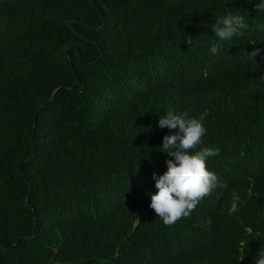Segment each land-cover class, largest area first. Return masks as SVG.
Masks as SVG:
<instances>
[{
    "label": "trees",
    "instance_id": "1",
    "mask_svg": "<svg viewBox=\"0 0 264 264\" xmlns=\"http://www.w3.org/2000/svg\"><path fill=\"white\" fill-rule=\"evenodd\" d=\"M247 0H0V264H254L264 246V13ZM248 11L217 54L210 25ZM167 111L206 113L226 187L149 207ZM242 202L229 215L234 199ZM210 221V223H209Z\"/></svg>",
    "mask_w": 264,
    "mask_h": 264
},
{
    "label": "clouds",
    "instance_id": "2",
    "mask_svg": "<svg viewBox=\"0 0 264 264\" xmlns=\"http://www.w3.org/2000/svg\"><path fill=\"white\" fill-rule=\"evenodd\" d=\"M252 11L264 13V0H247ZM248 11L238 10L221 16L210 25L216 41L212 43L210 52L215 55L224 43L231 42L249 30L246 20ZM264 52L255 49L253 56ZM260 82L264 83V75ZM206 113L198 117L190 116L187 112L167 111L159 116L157 126L161 129H175L174 133L162 138L159 151L171 159L165 161L166 171L162 175L153 174L155 193H149V207L154 210L164 225L170 226L181 218L189 217L201 200L218 187H226L216 173L206 167L210 157L218 156L219 149L199 147L206 134L204 120ZM239 197L234 199L229 208V215L237 212L241 205ZM210 223V221H209ZM254 264H264V246L261 245Z\"/></svg>",
    "mask_w": 264,
    "mask_h": 264
}]
</instances>
